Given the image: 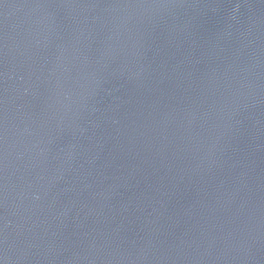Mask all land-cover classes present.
<instances>
[{"label": "water", "instance_id": "1", "mask_svg": "<svg viewBox=\"0 0 264 264\" xmlns=\"http://www.w3.org/2000/svg\"><path fill=\"white\" fill-rule=\"evenodd\" d=\"M0 264H264V0H0Z\"/></svg>", "mask_w": 264, "mask_h": 264}]
</instances>
